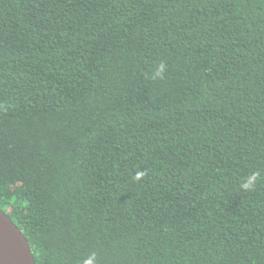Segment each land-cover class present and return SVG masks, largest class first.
<instances>
[{"label":"trees","instance_id":"1","mask_svg":"<svg viewBox=\"0 0 264 264\" xmlns=\"http://www.w3.org/2000/svg\"><path fill=\"white\" fill-rule=\"evenodd\" d=\"M0 210L35 264H264V0H0Z\"/></svg>","mask_w":264,"mask_h":264},{"label":"water","instance_id":"2","mask_svg":"<svg viewBox=\"0 0 264 264\" xmlns=\"http://www.w3.org/2000/svg\"><path fill=\"white\" fill-rule=\"evenodd\" d=\"M0 264H35L29 244L11 219L0 210Z\"/></svg>","mask_w":264,"mask_h":264},{"label":"clouds","instance_id":"3","mask_svg":"<svg viewBox=\"0 0 264 264\" xmlns=\"http://www.w3.org/2000/svg\"><path fill=\"white\" fill-rule=\"evenodd\" d=\"M143 175H144L143 172H139V173H137V177H136V178H137V179H140ZM255 179H256V176H253V177L249 178L248 182L245 183V184L243 185V187L246 188V189H250V188L252 187V185H253Z\"/></svg>","mask_w":264,"mask_h":264}]
</instances>
